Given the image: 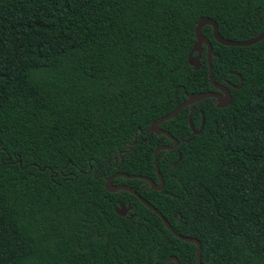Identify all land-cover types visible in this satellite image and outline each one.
Segmentation results:
<instances>
[{"label": "trees", "instance_id": "trees-1", "mask_svg": "<svg viewBox=\"0 0 264 264\" xmlns=\"http://www.w3.org/2000/svg\"><path fill=\"white\" fill-rule=\"evenodd\" d=\"M200 17L250 39L264 0H0V264H196L195 243L102 174L158 182L153 152L173 142L149 125L215 90L205 44L198 68L188 62ZM202 33L231 102L207 97L160 123L179 141L157 154L161 190L113 183L197 238L201 264H264V38Z\"/></svg>", "mask_w": 264, "mask_h": 264}, {"label": "water", "instance_id": "water-1", "mask_svg": "<svg viewBox=\"0 0 264 264\" xmlns=\"http://www.w3.org/2000/svg\"><path fill=\"white\" fill-rule=\"evenodd\" d=\"M204 25H210L212 27L213 37L219 43L224 44V45H228V46H248V45L254 44V43H256V42H258L264 38V30L262 32H260L258 35L254 36L250 39H246V40H231L228 38H224L220 35V33L218 31V25H217V22L215 20H213L210 17H200L197 20L196 25H195V29H194L195 42H194L192 50L190 51V53L188 55V62L191 66H194L196 69L198 68L203 44H205L206 50H207L206 54H207V62H208V78H209L210 83L215 88V90H209V91L189 94L187 96V98L184 101H182L174 110H172L171 112L159 117L158 119L154 120L149 125V128H148L149 135H151L152 133L164 134V135L168 136L171 139V141L173 142L171 145H166V144L160 145V146L156 147L154 152H153V162H154L155 170L157 173L158 182H155L152 178H149L147 176H143V175H139V174H127L124 172H117V173H114L110 176L103 175V177L105 178L104 187L107 191L114 192L116 190H126V191L134 194L144 205H146L149 209L154 211L161 218L165 227L175 237H177L180 240L186 241V242L195 243L196 244V264H201V258H200L201 244H200V241L197 238L185 236V235H182V234L176 232L171 227V225L166 220V218L162 215V213L157 208H155L151 203H149L148 201L143 199V197H141V195H139L133 188H131L127 185H124V184H114L113 179L116 177H119V176H122V177H125L128 179L139 178V179H143V180L147 181L150 184L151 189L161 190L164 187V181H163V176L160 173L159 168H158L157 154L160 150H173V149L177 148L179 145V141L173 135H171L168 131L160 128L159 127L160 123H162L163 121L168 120L172 117L177 116L182 111V109L184 107L191 105V104H193L199 100H202L204 98H207V97L215 98L217 107H225L231 102L230 90L225 85L216 82L214 77H213V67L211 64L212 49H211V45H210L208 38L205 35H203V33H202V27ZM239 78H240V82L238 85H235L234 88L240 87V85L242 83V77L239 76ZM189 125L192 129V132L194 134H198V133H200V131L202 130V128L204 126V118L202 119L199 128L196 129L194 127L191 115H189ZM179 159H180V154L178 155V159L173 163V166L177 165ZM131 208H132L131 205L125 206L123 203H119V206L116 207L115 212L120 216H126L127 212ZM128 216L131 218V217H133V214H129ZM173 261L176 264H181L176 256H170L167 259V264H171V262H173Z\"/></svg>", "mask_w": 264, "mask_h": 264}, {"label": "flooded vegetation", "instance_id": "flooded-vegetation-1", "mask_svg": "<svg viewBox=\"0 0 264 264\" xmlns=\"http://www.w3.org/2000/svg\"><path fill=\"white\" fill-rule=\"evenodd\" d=\"M103 175H106V174H102V177H103ZM106 176H110V175H106ZM125 206H127V205H125ZM130 210H131V209H130ZM130 210H129V211H130ZM129 211L127 212V214H128V215H129V214H132V213H130Z\"/></svg>", "mask_w": 264, "mask_h": 264}]
</instances>
